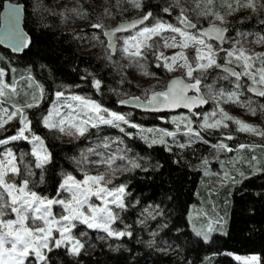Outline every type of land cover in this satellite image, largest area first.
<instances>
[{
    "label": "snow or ice",
    "instance_id": "1",
    "mask_svg": "<svg viewBox=\"0 0 264 264\" xmlns=\"http://www.w3.org/2000/svg\"><path fill=\"white\" fill-rule=\"evenodd\" d=\"M131 4L136 9L144 8L142 0H131ZM206 4L212 5L213 0H206ZM224 7L229 13L247 8L254 13L259 11L260 15H264V5H261V9L258 10L256 0H235V6L228 0H224ZM21 8L19 4L5 3L4 11L0 13V43H7L14 52L30 51L32 45V37L21 26ZM170 10V7L162 9L165 13ZM75 11L77 15L81 14L80 10ZM199 14L209 18L207 27L198 28L185 14L183 8L176 17L178 25L154 17L151 9L143 12L139 18L121 22L112 28L106 29L101 22L92 25L95 30H103L102 34L107 37V49L111 53L119 50L122 56L128 58L129 66L135 65L146 74L155 76V73H149L147 68V53L150 49L154 60L167 72L174 70L178 60L182 61L179 67L186 69L184 76L172 78L164 88L160 90L145 88L141 96L133 95L118 99L116 101L118 104L134 105L136 109L161 114L159 118L162 120L169 119L166 115L169 110L183 108L187 110V114L181 113L170 117L171 123L175 125L174 130L157 126L145 127L133 120L131 112L106 107L94 98L68 90L70 86L65 85L62 90L55 91L56 99L40 120L47 130L58 131L77 139L93 135L91 130L99 131L102 126L118 129L123 134L115 137L97 135L96 139L99 143L81 149L78 157H71L70 160L75 165V169L61 170L55 195H45L34 190L37 184V181L33 179L37 174L34 169L40 170L39 183L44 184L45 170L52 164L54 156L45 138L33 130L32 120L25 111L41 104L44 87L38 83L31 85L33 78L29 75L28 80L32 87L31 102L11 103L10 109L6 108L4 105L8 102L10 93L13 95L19 93L15 77H13V83H6L3 79L6 70L0 68V126L12 121L13 118H18L19 121L15 134L0 138V145L6 146L11 141L21 140L31 145L30 153L22 151L19 157L11 147H5L0 153V264H55L53 254L60 249L69 256H79L85 247L79 237H84L87 233L81 231L79 237L74 234L73 230L78 224L86 226L87 229L103 231L107 237L133 236L128 226L121 229L114 226L121 219L120 212L127 209L126 198L130 195L128 183L116 182V174L118 171L131 172L142 167L139 156L132 155L134 150L126 143V137L135 139L138 136L149 146L164 145L170 153L173 149L169 145L168 138H171V144L184 149L196 141L207 142L202 132L227 128L228 121H234L238 125L237 131L254 132L264 137V130L230 116L220 106L226 101L242 104L252 113L256 112L252 101L240 99L243 89L241 78L246 77L249 81L246 86L249 92L264 97V51H252L246 48L244 46L246 41L242 39L245 34L241 32L237 33L241 39L231 41L227 48L222 47L227 39L225 34L228 31L225 27V15L216 11L214 6L207 7ZM260 22L264 24V20ZM127 30H131V34L117 37V33ZM166 31L172 35L164 39L163 47L180 49L171 56H165L154 43L149 42L152 37L161 36ZM255 35L256 43L264 44V34ZM98 38L94 37V39ZM118 40H122L119 45ZM213 40L218 41L219 46H214ZM190 45L195 46V54L191 58L185 51ZM221 56L224 63L218 62ZM108 59H111V55ZM210 69H222L225 74L223 79L229 80L232 86L229 89L220 87L214 90L213 85L204 84L202 74ZM91 84L100 91L102 80L93 75ZM24 94L29 95L28 92ZM209 99L213 100V107L205 111L202 106L206 105ZM259 107L264 109V104ZM197 117L200 119L197 120ZM179 132H183L186 137L182 143L177 139ZM227 139L231 140L234 137L229 134ZM113 144L116 145V149L108 155H105L104 151H97V149H109ZM213 147L233 151L223 139ZM246 147L255 148L256 146L237 145L238 149ZM93 154L96 159L90 158ZM27 155L34 159L25 160ZM117 159L126 161V164L119 169L114 167ZM251 160L256 162L257 158L253 156ZM175 162L180 163L179 159ZM202 163L206 166L209 161L205 158ZM98 166H103L105 171L93 174L90 169ZM76 170L82 174V179L74 174ZM254 172H264V168L255 167ZM9 174L12 179L9 178ZM239 175L243 177L244 173L241 172ZM17 176L23 178L17 182L15 179ZM224 176L225 181L231 180L233 184L240 182L228 173ZM93 197L99 203L94 202ZM54 206H59L60 211L54 212ZM142 215L155 219L157 216L163 217L164 212L157 206L145 209ZM138 223L144 224L145 220L141 219ZM182 223L185 229L182 230L177 223H173L172 228L168 230L175 229L178 233L177 240L183 236L187 238V241L202 248L212 243L213 232L218 230L215 226L219 225L222 228L226 221L220 217L206 223L193 222L190 231L187 230V221ZM158 227L164 229L168 226L161 223ZM152 235L155 237L156 233L153 232ZM193 236L195 240L192 239ZM148 243L152 246L155 240H150ZM160 251L167 252L168 249ZM236 259H243L245 264H264V258L257 254L237 256ZM180 264H189L187 256L181 257ZM191 264H195V260Z\"/></svg>",
    "mask_w": 264,
    "mask_h": 264
},
{
    "label": "trees",
    "instance_id": "2",
    "mask_svg": "<svg viewBox=\"0 0 264 264\" xmlns=\"http://www.w3.org/2000/svg\"><path fill=\"white\" fill-rule=\"evenodd\" d=\"M5 0H0V11ZM22 3L24 8L23 28L32 37L30 51H24L19 55H13L9 51L0 48V68L7 71L10 82L15 77L16 85L27 76H31L35 84L43 85L44 96L38 107L25 109L27 115L32 120V128L45 138L46 144L52 151L54 160L45 170V183H39V171L33 177L37 181L34 190L45 195H55L58 187L61 170L71 171L75 165L70 158L79 156L80 150L92 147L97 141V135H110L115 137L123 135L118 129L110 126H102L99 131L93 129V135L87 138H74L64 140L55 131L47 130L40 122L42 115L50 107L54 100L55 91L61 86H70V91L94 98L106 107L122 112H131L135 122L145 127H164L174 130L167 121L159 118L160 115L142 113L133 109L119 106L116 102L117 92L128 85L130 91L138 94V90L125 82L117 74L113 66L105 57L86 52L87 36H79V30L65 28L61 24L60 15L44 10L41 5L51 4L55 0H10ZM83 6L91 7L89 0H77ZM235 6V0H228ZM144 8L136 9L140 13L151 9L154 17L166 21H173V16L178 12L175 7H170L168 0H143ZM257 9H261V4L256 0ZM217 10L228 12L224 7V0H213L212 5ZM170 7V15L162 9ZM247 10L241 16L236 12ZM133 10L125 13L127 18L133 16ZM231 22L228 24V37L244 33L250 40H256L255 34H264V15L253 12L251 9L241 8L238 11L230 12ZM246 17H251L247 18ZM206 21H204L205 23ZM148 63L151 70L159 75L165 76L164 68L157 64L151 54L148 55ZM14 70V72H13ZM102 80L101 90L97 91L91 84L92 76ZM221 76V77H220ZM25 82L22 80L21 85ZM204 82L214 84L217 87L229 89L230 81L222 78L219 69H212L204 78ZM249 83L247 78L241 79L243 86ZM22 88H18V95H10L8 102L25 104L30 101L21 93ZM167 115V114H166ZM19 123L10 130L0 134V138L15 134V129ZM136 131L135 129H129ZM207 142L196 141L184 149H179L171 144L173 151L170 153L164 145L149 146L138 136L133 139L126 137L128 146L133 148L132 155L139 156L142 167L131 172H121L116 175V182H127L130 195L126 198L128 207L120 212L121 219L115 223L117 229L128 226V230L133 232L131 237H107L106 233L100 230L87 229L84 225L77 226L74 234L81 231L87 233L81 240L85 247L79 256H69L63 249L53 254L55 264H180V259L187 256L189 264L195 260V264H242L236 261L232 255L250 256L260 255L264 258V172H254L252 161L249 166H244V160H251L252 149L246 147L240 158L241 169H246L245 175L238 179L239 183L233 184L231 180L222 179L209 180L205 170L211 169L218 159L226 158L233 153H237V145H255L259 148L264 146L262 140H258L244 132H233L234 139H226L219 130H208L202 132ZM179 142H184L186 137L183 132L177 134ZM223 139L233 151L227 154H220L215 162H209L206 166L202 161L213 151L219 140ZM5 147H11L19 157L20 152L30 153V144L27 141H12L6 146H0V153ZM113 144L109 151L115 150ZM98 150V149H97ZM102 150V149H99ZM261 149L259 153H262ZM256 154L260 156V154ZM259 158V157H258ZM34 159L30 155L25 160ZM180 161L177 164L175 161ZM260 159V158H259ZM23 165L21 164V167ZM258 167L264 168V162ZM82 179V174L78 170L74 173ZM23 177H16L19 182ZM147 198V199H145ZM159 207L164 212V216H157L155 219L146 218L142 213L145 209ZM192 208L195 216H200L206 221H215L216 217H223L226 223L222 228L217 225L213 233V241L210 245H194L181 236L176 239L178 233L172 228L173 223L182 230L185 229L182 221L188 222V212ZM206 214V215H205ZM144 219L145 223H138ZM167 224V228L161 229L159 224ZM156 235L153 237L152 233ZM101 237H104L101 239ZM195 240V237L192 238ZM155 240V244L149 246V241ZM187 241V242H186ZM167 248V252L161 249Z\"/></svg>",
    "mask_w": 264,
    "mask_h": 264
},
{
    "label": "rangeland",
    "instance_id": "3",
    "mask_svg": "<svg viewBox=\"0 0 264 264\" xmlns=\"http://www.w3.org/2000/svg\"><path fill=\"white\" fill-rule=\"evenodd\" d=\"M168 1L170 2V7L171 6L175 7V9L178 12L176 15L173 16V19H172L173 21H170L171 23L178 25V21H177L176 17L179 14L180 9L183 8L185 11V14L188 15L189 19L193 23H195L198 28L208 25L209 18L207 16H201L199 14L201 11H204L208 7V5L206 4V0H168ZM258 1L261 5H264V0H258ZM142 2H143V0H142ZM89 3H90L91 7L83 6L77 0H55L51 4L41 5V7L44 10H49L50 12L59 14L61 24L65 28H68L71 30L77 29V30H79V36H81V37L87 36L86 52L95 54L99 57H105L108 60V62L113 66L115 72L117 74H119L123 79H125L126 80L125 82L130 84L133 88H135L139 92L138 94H136V92H134L133 90L130 91V88L128 87V85H125V87L123 89H119V91L117 92V99L127 98V97L133 96V95L141 96L145 88L160 90L166 86V83L170 80V78L176 77V76H180V77L184 76L186 69L179 67V65L182 64V61H180V60L177 61V65L174 66V70L172 72H167L164 69L166 72L165 76L159 75L154 70H151V68H150L151 65L148 63L147 64L148 72L149 73H155V76H153V75L146 74L144 71H142L139 67H137L135 65L129 66L128 58L125 56H122L120 54L119 50L115 53L114 56H111V59H108L110 52L107 49V41L102 34L103 30H95L94 28H92V25L97 23V22H101V23H103L105 28H110V27L114 26L119 21L128 20V19L135 18V17H140L142 15V13H140L138 10H136V8H134L132 6L131 0H89ZM75 10H80L81 14L77 15ZM129 10H133V12H134L133 16L131 18H127L125 16V13ZM215 10L219 11L221 14L225 15V20H226L225 27H228V24L231 22V14L228 12L222 11V10H217V9H215ZM246 12H247V10L245 9V10H242L240 12H236V15L241 16ZM164 21H166V20H164ZM204 21H206V22L204 23ZM153 22H154V20H153ZM167 22H169V21H167ZM126 34H131V32L126 33ZM123 35H125V34L118 35L117 37H122ZM171 35L172 34L170 32L166 31L161 36L152 37L149 42L154 43L158 47V50L160 52H163L165 56H171L173 53L180 50L179 48H165V47H163L164 39L170 38ZM94 37H99V38L94 39ZM238 39H241V37L238 36L237 34L230 36V37L227 36V39L225 40V43L223 44L222 47L227 48V47H229V44L231 41L238 40ZM242 39L244 41H246V43L244 45L246 48H248L252 51H264V44L256 43V40H250L246 35H244L242 37ZM177 40L179 41L178 35H177ZM117 43L119 45L120 43H122V40H118ZM213 44H214V46H218L214 42H213ZM151 51H152L151 49L148 50L147 55L151 54ZM185 51H186L187 55L191 58L195 54V46L190 45L189 48L186 49ZM218 62L224 63L222 56H221V58H219ZM160 64L162 65V61L160 62ZM210 70H212V69H210ZM210 70H206L203 72V74H202L203 75V83L213 85V88L215 90V89H218L220 87L214 86V84H211V83L204 82V78ZM219 73L222 75V78H223V76L225 74L220 70H219ZM195 74H199V73H195ZM28 77L29 76L21 79L19 81V83H21L22 80H24V79H25V82L22 83L21 85H18L19 84L18 83L16 85V87H17V90L19 87L22 88L21 89L22 94H24L25 92H28L29 95L27 97L30 99L32 87L30 86V82L28 80ZM3 79L5 80L6 83H13V82H10V78L7 75V71H6V74L3 77ZM232 79H234V78H232ZM158 81H159V83H158ZM247 84L248 83H246V85L243 86L242 95H241L240 99L242 101H249V100L252 101V106L256 108L255 113H252L251 111H249V108L247 106L242 105V104L229 103V102L225 101L220 106L223 107L225 109V111L229 113L230 116L237 118L241 121L256 125V126H258V128L260 130H264V109H261L259 107V105L264 104V97H259L258 95L250 94L247 91V87H246ZM31 85H35V82L33 80L31 81ZM63 88H64V86H61L56 91L62 90ZM68 90H70V89H68ZM10 95H13V94L10 93ZM55 99H56V97H54V100ZM28 102H31V100ZM213 103H214L213 100L209 99L207 105L203 108V110H205V111L210 110L213 107ZM4 107L10 109L11 104L9 102H7V103H5ZM181 113L187 114V112H184V111H179V112L167 114L169 119H164V120L167 121L171 126H173L175 128V125H173L171 123L170 117L172 115H178ZM5 119H6V116H5ZM196 119L199 120L200 118L197 117ZM17 122L19 123L18 118H13L12 121H8L3 126H0V134H3L4 132H6V131L10 130L11 128H13L14 126H16ZM227 123H228L227 128L214 129V130L221 131L223 137L226 139H227V135H229V134L231 135L233 132H241V131H237L238 125L234 121H228ZM55 133L64 140H72L75 138L72 136L61 134L58 131H55ZM244 133H247L250 136H253L256 139L262 140L264 142V137L258 136L254 132H244ZM0 146L4 147L5 145H0ZM30 147H31V145H30ZM249 148L252 149V153H253V154H251V158L253 156H255L257 158V161L253 162L252 167L249 168L250 170L254 171V168L258 167L257 165L259 163H262V161L264 162V152L259 153L260 149L262 151H264V146L262 148H259L257 146L255 148H253V147H249ZM244 150L245 149H238L239 152L231 154L230 156H228V159L222 158V157L220 159H218L216 161L217 164H215L213 166V168H211V169L207 168L205 170L206 177L212 181L218 180V179L225 180L224 174L228 173L229 176L234 177L236 180L242 178L239 175V173L243 172L245 175L246 169H241V167H238V166H240V162L242 161V158H240V157H241ZM97 151H104V154L108 155L109 153H111L115 150L109 151V149H106V150H99L98 149ZM228 152L229 151L219 150V149L214 148L212 153L207 157V159L209 162L210 161L215 162V160L217 159V157L220 154H227ZM258 153L260 154V156L256 155ZM90 158L96 159L95 154H93ZM251 161L252 160H250V161L244 160V162H243L244 166H249ZM124 164H126V161H122L120 159H117L114 167L119 169ZM90 171L93 174H95L98 172H104L105 168L103 166H98V167L91 168ZM121 172H123V171H118L116 175H118ZM9 178L12 179L11 174H9ZM15 179H16V177H15ZM93 200H94V202L99 203V201L96 200L95 197H93ZM59 211H60L59 206H54V212H59ZM187 217H188V222H189L190 227H191L193 222H195L197 224L208 222L205 219L201 218L200 216H195L192 213V208L188 212ZM216 219H218V217H216ZM215 227L217 228V225ZM217 231H219V230H217ZM214 232H216V231H214ZM77 236L79 237V234ZM79 238L81 239L82 237H79ZM232 257L236 261H238L242 264H245V261L243 259H240V260L236 259L237 255H232ZM240 257H243V256H240Z\"/></svg>",
    "mask_w": 264,
    "mask_h": 264
},
{
    "label": "water",
    "instance_id": "4",
    "mask_svg": "<svg viewBox=\"0 0 264 264\" xmlns=\"http://www.w3.org/2000/svg\"><path fill=\"white\" fill-rule=\"evenodd\" d=\"M5 3H9V4H12V5L19 4V5L22 6V8H21V13H20V20H21V26H22V28H23V21H24V8H25V6H24L22 3L13 2V1H10V0H5V1L3 2V5H2V8H1L0 13H2V12L4 11V4H5ZM136 18H139V17H135V18H131V19H128V20H122V21H119V22H117V23H116L114 26H112V27H115V26L119 25L121 22H124V21H131V20L136 19ZM112 27H110V28H112ZM137 27H139V26H137ZM202 27H207V25H206V26H202ZM23 29H24V28H23ZM106 29H107V28H106ZM227 29H228V28H227ZM24 31H25V30H24ZM129 32H131V30H127L126 32H122V33H117L116 35L118 36V35L126 34V33H129ZM225 35H226V37H227V35H228V31H227V33H226ZM103 36H104V35H103ZM104 38H105L106 41H107V37L104 36ZM212 42L216 43V44L219 46V42H218V41L213 40ZM0 48L9 51V52H10L11 54H13V55H19V54L22 53V52H14V51L12 50V48H11L7 43H0ZM109 52H110V55H111V56H114V55H115V53H111L110 50H109ZM219 70L223 72L222 69H219ZM176 77H180V76H176ZM172 78H174V77H172ZM172 78H170V80H171ZM170 80H169V81H170ZM247 91H248V90H247ZM248 92H249V91H248ZM249 93H250V94H253V95H256V94L251 93V92H249ZM118 105H119V106H122V107H125V108H128V109H133V110H136V111H139V112H142V113L153 114V113L147 112V111H145V110H143V109H136L134 105H120V104H118ZM206 105H207V104H206ZM206 105H203L202 108H204ZM179 111L187 112L186 109L180 108V109H175V110H169L166 114H171V113H175V112H179ZM155 115H161V114H155Z\"/></svg>",
    "mask_w": 264,
    "mask_h": 264
},
{
    "label": "flooded vegetation",
    "instance_id": "5",
    "mask_svg": "<svg viewBox=\"0 0 264 264\" xmlns=\"http://www.w3.org/2000/svg\"><path fill=\"white\" fill-rule=\"evenodd\" d=\"M168 15H170V12H167ZM195 24V23H194Z\"/></svg>",
    "mask_w": 264,
    "mask_h": 264
}]
</instances>
